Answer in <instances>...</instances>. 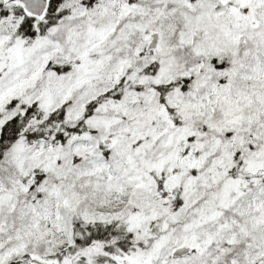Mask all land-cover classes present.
<instances>
[{"label": "snow or ice", "instance_id": "obj_1", "mask_svg": "<svg viewBox=\"0 0 264 264\" xmlns=\"http://www.w3.org/2000/svg\"><path fill=\"white\" fill-rule=\"evenodd\" d=\"M0 264H264V0H0Z\"/></svg>", "mask_w": 264, "mask_h": 264}]
</instances>
